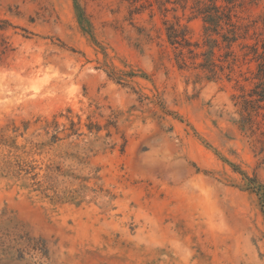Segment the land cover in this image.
Segmentation results:
<instances>
[{"label": "rangeland", "instance_id": "1", "mask_svg": "<svg viewBox=\"0 0 264 264\" xmlns=\"http://www.w3.org/2000/svg\"><path fill=\"white\" fill-rule=\"evenodd\" d=\"M262 45L264 0H0V264H264Z\"/></svg>", "mask_w": 264, "mask_h": 264}, {"label": "trees", "instance_id": "2", "mask_svg": "<svg viewBox=\"0 0 264 264\" xmlns=\"http://www.w3.org/2000/svg\"><path fill=\"white\" fill-rule=\"evenodd\" d=\"M256 78L258 82L254 85L248 97H243L239 101L240 118L238 125L243 130H250L252 133H258V142L261 144L259 152L264 150V45L258 58ZM91 127H88L90 130Z\"/></svg>", "mask_w": 264, "mask_h": 264}]
</instances>
